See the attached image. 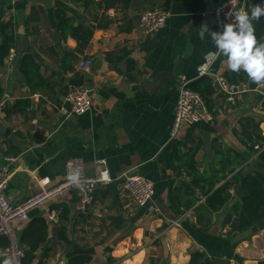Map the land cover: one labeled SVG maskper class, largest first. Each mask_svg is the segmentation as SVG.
I'll list each match as a JSON object with an SVG mask.
<instances>
[{"label": "crops", "instance_id": "obj_1", "mask_svg": "<svg viewBox=\"0 0 264 264\" xmlns=\"http://www.w3.org/2000/svg\"><path fill=\"white\" fill-rule=\"evenodd\" d=\"M226 1L95 0L100 7L85 9L72 0H0V24L10 23L16 41L12 59L0 65V165L5 157L15 160L8 166L5 196L22 202L46 178L45 188L56 186L73 159L82 160L89 178L104 162L111 179L95 191L85 212L74 209L77 193L71 191L13 224L19 241L32 222L46 223L47 238L31 264H68L77 255L89 256L88 264H188L195 252L214 264H236L235 255L242 264L264 261V227L231 231L232 207L242 200L225 216L228 203L218 212L206 208L208 196L237 172L264 175L259 158L264 152V88L253 92L259 84L252 87L246 73L229 71L227 58L211 40L210 31H217L212 11ZM259 2L251 0L248 9ZM154 7L165 9L168 18L163 29L146 35L138 19ZM59 13L64 15L61 28ZM108 19L112 23L104 24ZM97 23L101 27L80 51L70 33L79 24ZM257 43L264 44V36ZM26 54L38 64L43 81L32 92L19 72ZM84 60L92 63L86 71L77 68ZM80 76L90 90L91 109L81 116H61L57 108L65 105L75 87L70 82ZM201 77L211 78L213 88L221 79L246 93L229 104L214 88L211 119L184 125L170 139L179 88ZM24 100L29 107L23 114L5 118L6 105ZM125 173L152 184L153 196L144 206H136L122 189L118 178ZM234 186L246 193L239 183ZM230 194L229 203L235 199L232 189Z\"/></svg>", "mask_w": 264, "mask_h": 264}, {"label": "built area", "instance_id": "obj_2", "mask_svg": "<svg viewBox=\"0 0 264 264\" xmlns=\"http://www.w3.org/2000/svg\"><path fill=\"white\" fill-rule=\"evenodd\" d=\"M15 2L18 0H8ZM251 0H227L220 4L212 11L213 25L217 31H220L225 23L231 22L226 16L228 12H235L240 9L247 10V6ZM106 15L113 17V12L108 11ZM168 18L167 11L161 7H154L145 10L140 14L138 26L146 35L155 34L165 27ZM12 55H9V60ZM90 60L80 61L77 68L86 71L91 67ZM201 72L200 75H204ZM217 87L226 96L227 103H233L234 98L246 93L242 86L217 79ZM188 82L181 84L178 92L177 106L175 109L173 125L170 133V139H174L184 125H194L198 122L208 121L211 119V113L206 107L202 97L188 87ZM264 88V84H259L253 92H260ZM92 106L90 90L84 86L74 87L68 91L65 96V105L57 108L61 116H81L86 114ZM4 163L0 165V237L4 238L7 246L0 249V259L7 264H22L24 250L17 240L13 224L18 221H24L28 212L35 208H41L53 198L65 193L75 191L77 200L74 209L77 212H85L91 206L94 200L95 191L101 185L108 184L111 179L108 176L104 162H99L97 174L93 178L86 177L84 174V165L82 160L73 159L66 163V173L64 180L52 188H45L48 178L43 180V186L38 192L32 194L27 199L19 203L10 202L4 192L8 181V166L15 160L5 157ZM75 176L76 180L70 179ZM122 189L127 193L128 197L138 207L147 204L153 196L152 184L144 178L133 174L125 173L119 178Z\"/></svg>", "mask_w": 264, "mask_h": 264}, {"label": "trees", "instance_id": "obj_3", "mask_svg": "<svg viewBox=\"0 0 264 264\" xmlns=\"http://www.w3.org/2000/svg\"><path fill=\"white\" fill-rule=\"evenodd\" d=\"M76 3H81L82 7L98 8L99 2L95 0H72ZM247 10L248 7H247ZM59 27L64 25V15L59 13ZM256 40L259 41L264 36V23L262 21H254ZM101 27L100 23L91 27L82 26L79 24L74 32L70 33L77 42L79 50H83L92 35L95 28ZM12 27L10 23L0 24V35L2 43L0 44V65L4 64V59L7 58L11 50H16V41L12 35ZM66 39V35H64ZM52 51V49H51ZM69 60V56H67ZM71 70V68H70ZM19 72L25 77L26 83L29 86L31 92L36 89H41L42 79L39 74V66L36 64L30 55H24L20 59ZM252 87L256 84L252 83ZM188 87L199 94L204 100L207 109L211 113L210 97L214 94V88L212 80L209 77H201L196 82L188 85ZM2 92L0 86V93ZM29 107V101H17L13 106L6 105L4 108L5 118H10L12 115L23 114ZM259 125V124H257ZM259 129L258 126L255 131ZM261 161H264V152L259 156ZM226 176H222L225 178ZM239 183V185L246 191L247 196L242 199L241 202L236 203L232 207L231 214L234 215V222H230L232 225V232H242L249 230L254 225H258L259 228L264 227V175L256 173L253 175H240L239 172L234 174L229 180L223 183L219 188L214 190L206 199V208L209 213L220 211L231 200L230 189L233 184ZM211 189L208 190L210 192ZM230 215L228 216V219ZM47 238V226L44 220L38 219L32 222L28 229L24 232L23 236L19 240L21 247L24 250V257L22 264H31L34 257V252L39 246L45 242ZM7 246V242L2 241L0 249ZM90 261L89 256L77 255L70 258L68 264H88ZM188 264H214L208 260L203 254L195 252L190 255ZM258 264H264V261H260Z\"/></svg>", "mask_w": 264, "mask_h": 264}, {"label": "clouds", "instance_id": "obj_4", "mask_svg": "<svg viewBox=\"0 0 264 264\" xmlns=\"http://www.w3.org/2000/svg\"><path fill=\"white\" fill-rule=\"evenodd\" d=\"M226 16L231 22L225 23L220 31H210L218 54L227 58L229 71H242L250 82L264 83V44L257 43L253 23L264 17V0L249 10L228 12ZM204 35V31H200L201 39ZM70 179L75 181L76 177L71 176Z\"/></svg>", "mask_w": 264, "mask_h": 264}, {"label": "water", "instance_id": "obj_5", "mask_svg": "<svg viewBox=\"0 0 264 264\" xmlns=\"http://www.w3.org/2000/svg\"><path fill=\"white\" fill-rule=\"evenodd\" d=\"M111 1L112 0H108V2H111ZM109 6H110V4H109ZM111 23H112V20L111 19H108V20H106L104 22V24H111ZM28 51L30 53H32L31 48H28ZM70 83H71L72 86L80 87V86H82L84 84V78H83V76H80L78 79L73 80ZM214 88H217L216 81L214 82ZM64 170H65V168H64ZM232 194L235 197V199L232 200L230 203H228L226 205V207L224 208L223 214H222L223 216H225V215H227L229 213V211L231 209V206L233 204H235L237 200L240 201V200H242L246 196V193L241 188H239L238 186H234L232 188ZM232 260L236 264H242V260L237 255H235Z\"/></svg>", "mask_w": 264, "mask_h": 264}]
</instances>
